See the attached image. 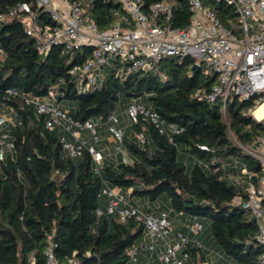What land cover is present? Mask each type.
<instances>
[{
    "label": "trees",
    "instance_id": "16d2710c",
    "mask_svg": "<svg viewBox=\"0 0 264 264\" xmlns=\"http://www.w3.org/2000/svg\"><path fill=\"white\" fill-rule=\"evenodd\" d=\"M21 1L29 0H0V10ZM141 1L146 9L163 0ZM169 1L173 2L171 24L185 27L190 18L188 0ZM203 2L232 27L236 21L233 6L218 0ZM90 11L99 28H107L118 14L125 13L114 0H92ZM40 16L44 18L38 11ZM89 57L88 46L68 51L54 45L39 53L18 19L0 23V104L12 107V115L20 121L4 126L14 149L0 162V264H45L44 251L49 243L61 263L73 258L75 264H128V251L143 238L144 228L133 217L122 222L105 209L97 212L103 185L124 192L131 188L129 195L147 197V201L158 202L170 211L208 217L207 242L225 260L264 264L254 218L232 204L236 196L245 194L244 184L234 183L227 175L235 170L233 157L250 172L260 173L258 161L235 142L248 146L264 133V125L250 114L252 101L231 96L221 109L220 103L195 97V90L208 88L215 76L205 77L202 67H193V58L176 55L165 56L152 68L124 78L117 74L118 62L108 61L102 67L100 82L79 89L67 70ZM10 87L42 98L52 88L56 101L60 104L64 99L60 105L81 120L100 117L106 122L112 110L122 109L131 99L145 100L166 122L175 123L182 131L169 138L140 118L126 130L122 141L132 161H114L108 158L113 153L105 154L95 171L88 148L79 156L66 155L60 130L45 126L48 114L37 113L32 105L8 94ZM141 128L143 143L135 138ZM179 150L194 158L190 168L179 158ZM210 246L188 244L185 250L197 264L206 260Z\"/></svg>",
    "mask_w": 264,
    "mask_h": 264
},
{
    "label": "built area",
    "instance_id": "2783aa9c",
    "mask_svg": "<svg viewBox=\"0 0 264 264\" xmlns=\"http://www.w3.org/2000/svg\"><path fill=\"white\" fill-rule=\"evenodd\" d=\"M92 0H29L18 2L6 10H0V23L18 19L27 35L35 41L39 53H46L54 45H61L68 51L82 46L91 48V57L72 64L67 72L79 85L93 86L105 63L111 61L109 54L118 59V76L152 68L165 56H189L202 67L205 77L215 76L208 88L201 86L194 96L209 103H222L223 109L228 98L251 100L250 114L264 125V110L260 116L254 110L264 104V0H218L233 6L236 21L228 27L217 15L216 10L203 0H188L190 18L185 27L173 26V2L163 0L151 3L144 9L141 0H114L121 4L125 13L118 14L107 28H99L93 20L90 7ZM38 11L43 14L38 18ZM82 88V89H87ZM10 95L21 98L32 105L37 113H46L45 126L60 130L62 149L69 157L79 156L88 148L98 171L105 153L81 135L88 131L90 139L99 141L98 128L105 125L112 141L116 143L113 154L123 151V137L126 130L140 118L148 120L159 133L171 138L182 128L166 122L160 114L139 99H131L122 109L112 110L106 122L102 119H77L69 108L61 106L50 88L45 97L20 92L15 88L6 89ZM6 112L12 114L9 105L0 104V162L12 154L14 142L4 126L20 124ZM139 143L145 141L143 130L135 132ZM236 144L258 161L260 173L250 172L247 167L234 159V171L227 172L231 181L244 184L245 194L236 196L232 204L247 210L257 227V241L263 251L260 259L264 262V133L257 135L248 146L235 139ZM110 155V154H109ZM124 162L132 158L124 156ZM107 197L105 211L116 214L119 221L133 217L144 228L141 244H133L129 251V264H184L189 258L185 250L188 244L203 247L199 234L203 222L196 215H190L187 231L173 230L169 213L154 214L131 204L119 189L103 185L99 194ZM101 212L100 209L97 210ZM162 241L157 257L156 240ZM52 243L46 247L45 264H75L73 258L61 263L55 259ZM145 252L141 255L140 252Z\"/></svg>",
    "mask_w": 264,
    "mask_h": 264
},
{
    "label": "crops",
    "instance_id": "0c3cea01",
    "mask_svg": "<svg viewBox=\"0 0 264 264\" xmlns=\"http://www.w3.org/2000/svg\"><path fill=\"white\" fill-rule=\"evenodd\" d=\"M98 130H100V134L102 135L103 141H107V142L112 143V144L114 143V145H116V143L114 141H112L109 133L107 132L105 125H102L101 127H99ZM81 135L85 139H87L89 137L88 131H86V130H82ZM97 149L102 150L105 154H108L106 151V148L103 146L100 148H97ZM124 156L129 157L130 154L123 147V151L119 152L116 155L113 154V156H110L108 158L116 161L117 159H121ZM117 189H119V188H117ZM131 191H132L131 188L127 189L126 192H124L123 190H120V192H122L126 195L128 201L131 204L139 207L140 209H142L146 212H152L154 214H159L160 212H163V211L168 212L173 230H183L185 232L187 231V224L189 223L190 215L180 213V212H176V211H170V209L163 208L162 206H160L158 202L147 201L145 197H140V198L136 199V197L133 194L129 195V193H131ZM106 202H107L106 197L102 196L101 202H100L101 206L99 208L100 210L105 209ZM147 209H149L150 211H147ZM208 237H209V234L201 233L199 235V239L202 241V243L206 244L207 246H210V243L207 242ZM142 241H143V238H141V240L139 242H137V244H141ZM209 248L212 249V251L207 254L206 260L203 261V264H215L214 261H220L222 264L223 263L222 259L225 260V258L223 256H221L220 253L216 249L212 248V246H210ZM160 250H161V247H160ZM140 254L144 255L145 252L141 251ZM154 257H155V254H154ZM153 264H158V263L155 261Z\"/></svg>",
    "mask_w": 264,
    "mask_h": 264
},
{
    "label": "rangeland",
    "instance_id": "374dc122",
    "mask_svg": "<svg viewBox=\"0 0 264 264\" xmlns=\"http://www.w3.org/2000/svg\"><path fill=\"white\" fill-rule=\"evenodd\" d=\"M109 57H110L111 61L116 60L118 62V59L114 55L109 54ZM103 73H104V70L103 69H102V72L101 73H98V75H97V82H100L101 81V79L103 77ZM200 80L202 82L205 81V79L203 78V76H201ZM78 87H79V89H82L83 87L84 88H87L88 85H79ZM63 103H65V100L64 99H61L60 100V104H63ZM143 103L147 104L148 107H149V104H148L147 101L144 100ZM220 107H221V109H223V104L222 103H221ZM250 108H249V110H250ZM254 114L255 115H258L256 109L254 110ZM6 116L8 117V119L14 117V115L9 114L8 112H6ZM98 136H99V141L98 142H94L93 139H90V137H88L87 138L88 144H91V145H93L94 147H97V148H100V147L103 146V147L106 148V151H107L108 154L114 153L116 145H114V143L112 144V143H109L107 141H103L102 135L100 134V130H98ZM130 136H132V135H130ZM179 158L181 160H183L188 165L189 168L191 167V165L193 163V159H194V158H192V156H191V154L189 152H187V151H181V150H179ZM234 159H236V157H233V160ZM0 172H1V170H0ZM134 196L136 197V199L141 197V196L136 195V194H134ZM146 200H148L147 197H146ZM200 219H203V218L200 216ZM202 221H203V223L205 225V228L203 229V232L202 233H204V234H210L209 229H207V227H206L207 221H208V217L204 218ZM156 244H157V251L155 252V257L158 256V253L160 252V247L162 249V241L160 239H157L156 240ZM211 251H212V249H209L208 250V253H210ZM222 261H223L222 264H232L230 261H227V260H224V259H222ZM214 263L215 264H221L220 261H214ZM184 264H194V261H193L192 258H188L187 260H185ZM197 264H203V262H199L198 261Z\"/></svg>",
    "mask_w": 264,
    "mask_h": 264
},
{
    "label": "bare ground",
    "instance_id": "6f19581e",
    "mask_svg": "<svg viewBox=\"0 0 264 264\" xmlns=\"http://www.w3.org/2000/svg\"><path fill=\"white\" fill-rule=\"evenodd\" d=\"M257 110V114L258 115H256V116H260L261 115V113H262V111L264 110V104H262V106H260L258 109H256Z\"/></svg>",
    "mask_w": 264,
    "mask_h": 264
},
{
    "label": "water",
    "instance_id": "95a60500",
    "mask_svg": "<svg viewBox=\"0 0 264 264\" xmlns=\"http://www.w3.org/2000/svg\"><path fill=\"white\" fill-rule=\"evenodd\" d=\"M193 67H195V68H196V70H198V69H199V65H198L197 63H194V64H193Z\"/></svg>",
    "mask_w": 264,
    "mask_h": 264
}]
</instances>
